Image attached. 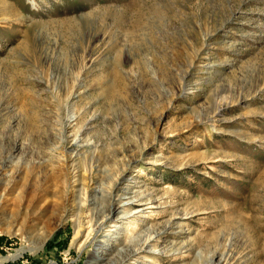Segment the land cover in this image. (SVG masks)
Returning <instances> with one entry per match:
<instances>
[{"label": "rangeland", "instance_id": "1", "mask_svg": "<svg viewBox=\"0 0 264 264\" xmlns=\"http://www.w3.org/2000/svg\"><path fill=\"white\" fill-rule=\"evenodd\" d=\"M50 262L264 264V0H0V264Z\"/></svg>", "mask_w": 264, "mask_h": 264}, {"label": "bare ground", "instance_id": "2", "mask_svg": "<svg viewBox=\"0 0 264 264\" xmlns=\"http://www.w3.org/2000/svg\"><path fill=\"white\" fill-rule=\"evenodd\" d=\"M18 255H16V256H14V257H12V258H16ZM8 257V256H7ZM8 258H10V257H8ZM5 259V258H4ZM49 264H56L55 262H50ZM117 264V263H116Z\"/></svg>", "mask_w": 264, "mask_h": 264}]
</instances>
